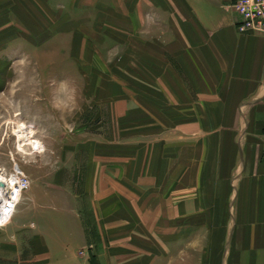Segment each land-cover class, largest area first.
Segmentation results:
<instances>
[{"label": "crops", "instance_id": "0c3cea01", "mask_svg": "<svg viewBox=\"0 0 264 264\" xmlns=\"http://www.w3.org/2000/svg\"><path fill=\"white\" fill-rule=\"evenodd\" d=\"M128 2L130 92L114 94L88 168L73 174L87 180L76 190L88 200L83 226L51 235L50 252L95 243L94 220L99 243H154L188 194L177 212H197V264H264V35L238 31L225 0ZM141 222L145 235L132 232Z\"/></svg>", "mask_w": 264, "mask_h": 264}, {"label": "rangeland", "instance_id": "374dc122", "mask_svg": "<svg viewBox=\"0 0 264 264\" xmlns=\"http://www.w3.org/2000/svg\"><path fill=\"white\" fill-rule=\"evenodd\" d=\"M130 12L128 0H0V175L8 181L21 171L31 181L0 230V264H51L50 256L53 264H197V212H177L191 206L188 194L180 204L174 197L154 243L142 222L132 228L145 235L136 242L99 243L96 220L87 229L95 243L62 244L53 254L46 242L83 226L88 200L77 191L87 180L73 174L102 140L114 94L130 92ZM189 167L183 176L193 171L197 186V164ZM89 199L94 211L97 199Z\"/></svg>", "mask_w": 264, "mask_h": 264}, {"label": "built area", "instance_id": "2783aa9c", "mask_svg": "<svg viewBox=\"0 0 264 264\" xmlns=\"http://www.w3.org/2000/svg\"><path fill=\"white\" fill-rule=\"evenodd\" d=\"M226 8L241 17V33L264 35V0H225ZM31 181L23 172L12 174L8 181L0 175V229L8 227L15 216Z\"/></svg>", "mask_w": 264, "mask_h": 264}]
</instances>
